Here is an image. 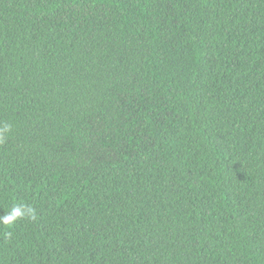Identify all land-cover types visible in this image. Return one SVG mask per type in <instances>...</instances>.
<instances>
[{"label":"trees","instance_id":"trees-1","mask_svg":"<svg viewBox=\"0 0 264 264\" xmlns=\"http://www.w3.org/2000/svg\"><path fill=\"white\" fill-rule=\"evenodd\" d=\"M4 124L0 264H264V0H0Z\"/></svg>","mask_w":264,"mask_h":264},{"label":"clouds","instance_id":"clouds-1","mask_svg":"<svg viewBox=\"0 0 264 264\" xmlns=\"http://www.w3.org/2000/svg\"><path fill=\"white\" fill-rule=\"evenodd\" d=\"M11 130L10 124H4L2 128H0V143L4 140V134L9 132ZM27 218L29 220H35L36 219V213L35 209L31 205L26 204H15L12 206L10 211L0 216V224L11 227L15 224L17 220ZM7 235H11V233H7Z\"/></svg>","mask_w":264,"mask_h":264}]
</instances>
